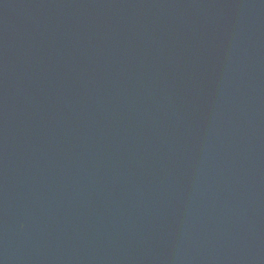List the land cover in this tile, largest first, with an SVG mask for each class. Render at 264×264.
I'll return each mask as SVG.
<instances>
[{"label":"water","instance_id":"95a60500","mask_svg":"<svg viewBox=\"0 0 264 264\" xmlns=\"http://www.w3.org/2000/svg\"><path fill=\"white\" fill-rule=\"evenodd\" d=\"M0 264H264V0H0Z\"/></svg>","mask_w":264,"mask_h":264}]
</instances>
